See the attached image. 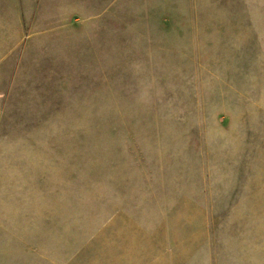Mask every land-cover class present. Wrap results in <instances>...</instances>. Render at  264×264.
<instances>
[{
	"label": "rangeland",
	"instance_id": "1",
	"mask_svg": "<svg viewBox=\"0 0 264 264\" xmlns=\"http://www.w3.org/2000/svg\"><path fill=\"white\" fill-rule=\"evenodd\" d=\"M0 24V53L35 87L1 146L25 161L33 264H263L235 153L233 0H97L64 29Z\"/></svg>",
	"mask_w": 264,
	"mask_h": 264
},
{
	"label": "crops",
	"instance_id": "2",
	"mask_svg": "<svg viewBox=\"0 0 264 264\" xmlns=\"http://www.w3.org/2000/svg\"><path fill=\"white\" fill-rule=\"evenodd\" d=\"M96 6L97 0H0V23L12 19L15 28L64 29ZM233 8L235 153L250 158V212L258 237L264 218V179H259L264 172V0H233ZM21 60L18 54L0 53V264H33L29 254L38 250L25 161L20 163L16 150L1 148L10 140L11 126L26 121L17 109L34 106L36 99L35 87L19 83L27 75ZM257 239L251 240L255 250ZM256 254L264 264V248Z\"/></svg>",
	"mask_w": 264,
	"mask_h": 264
}]
</instances>
